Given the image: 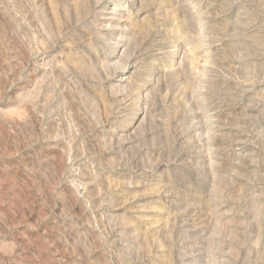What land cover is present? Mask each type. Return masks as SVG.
I'll list each match as a JSON object with an SVG mask.
<instances>
[{"label": "rangeland", "instance_id": "1", "mask_svg": "<svg viewBox=\"0 0 264 264\" xmlns=\"http://www.w3.org/2000/svg\"><path fill=\"white\" fill-rule=\"evenodd\" d=\"M0 264H264V0H0Z\"/></svg>", "mask_w": 264, "mask_h": 264}]
</instances>
